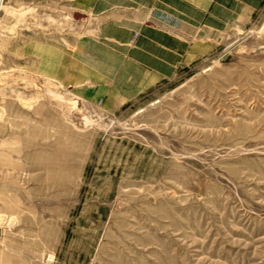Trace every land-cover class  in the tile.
Wrapping results in <instances>:
<instances>
[{
    "label": "rangeland",
    "instance_id": "obj_1",
    "mask_svg": "<svg viewBox=\"0 0 264 264\" xmlns=\"http://www.w3.org/2000/svg\"><path fill=\"white\" fill-rule=\"evenodd\" d=\"M123 2L0 0V264H264V1L138 87Z\"/></svg>",
    "mask_w": 264,
    "mask_h": 264
},
{
    "label": "crops",
    "instance_id": "obj_2",
    "mask_svg": "<svg viewBox=\"0 0 264 264\" xmlns=\"http://www.w3.org/2000/svg\"><path fill=\"white\" fill-rule=\"evenodd\" d=\"M130 1L124 0L121 13L111 18L112 24L128 32L129 40L137 34L134 46L127 52L134 58L129 65L141 75V85L132 84L138 87L149 85L146 81L157 82V73L169 76L179 66L197 62L218 44L222 33L248 23L264 0H138L133 11ZM153 15L173 17L168 25H178L174 30L180 37L148 25ZM126 80V86L131 84L130 78ZM120 82L123 87L124 79Z\"/></svg>",
    "mask_w": 264,
    "mask_h": 264
}]
</instances>
